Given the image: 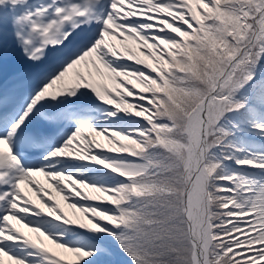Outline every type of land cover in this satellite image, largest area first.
<instances>
[{"label": "snow or ice", "instance_id": "1", "mask_svg": "<svg viewBox=\"0 0 264 264\" xmlns=\"http://www.w3.org/2000/svg\"><path fill=\"white\" fill-rule=\"evenodd\" d=\"M5 258L264 264V0H0Z\"/></svg>", "mask_w": 264, "mask_h": 264}, {"label": "rangeland", "instance_id": "2", "mask_svg": "<svg viewBox=\"0 0 264 264\" xmlns=\"http://www.w3.org/2000/svg\"><path fill=\"white\" fill-rule=\"evenodd\" d=\"M113 42H114V41H113ZM116 43H117V42H116ZM117 47L119 48V44H118V43H117ZM149 62H150V61H149ZM35 179H37V180L40 182V184H42L45 188H49L48 183H46V182L44 183L39 175L36 176ZM91 194H92V195H96V196H102V194H100V193H91ZM32 198H33L34 200L36 199L35 196L32 197ZM57 199L60 200L59 197H57ZM37 202H38V201H37ZM60 203H61L62 207H64L65 211L68 213L70 219H74V218H76V216H79V215H80L79 213H76L75 215H73V210L68 209L64 201L60 200ZM22 231L25 232V235H29V236H31L33 239L35 238L34 234H30V233H28L27 230L22 229ZM48 247H49L50 249L55 250V251H57L58 253H60V250L55 249V248L52 247L51 245H48ZM67 257L73 259V258L71 257V254L67 255ZM4 264H9V262L7 261V258L4 259Z\"/></svg>", "mask_w": 264, "mask_h": 264}, {"label": "bare ground", "instance_id": "3", "mask_svg": "<svg viewBox=\"0 0 264 264\" xmlns=\"http://www.w3.org/2000/svg\"><path fill=\"white\" fill-rule=\"evenodd\" d=\"M113 43H116L115 41L113 42ZM120 47V46H119ZM122 50V49H121ZM143 58V57H142ZM41 177V179H42V181L45 183L46 181H45V179H44V177L43 176H40ZM47 183V182H46ZM30 195H32V197H34V194H31V193H29Z\"/></svg>", "mask_w": 264, "mask_h": 264}]
</instances>
